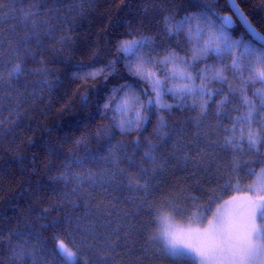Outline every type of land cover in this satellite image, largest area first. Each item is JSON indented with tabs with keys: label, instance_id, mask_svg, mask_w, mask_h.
Returning a JSON list of instances; mask_svg holds the SVG:
<instances>
[{
	"label": "snow or ice",
	"instance_id": "1",
	"mask_svg": "<svg viewBox=\"0 0 264 264\" xmlns=\"http://www.w3.org/2000/svg\"><path fill=\"white\" fill-rule=\"evenodd\" d=\"M99 10V0H66L64 9L50 10L56 27L47 29L51 54L63 55L65 75L76 85L59 112L71 111L78 101L100 121L87 142L94 138L103 145L99 195L110 206L101 204L97 212L103 220L93 219L95 186L78 199L87 202L85 215L110 238L100 237L98 249L85 246L93 253L86 264H141L144 259L187 264L181 253L158 248L147 224L143 232L130 225L109 186L135 185V193L147 196L154 180L183 175L185 183L208 186L204 213H211L227 190L239 187L242 174L255 177L256 190L264 191V0H120L119 23L101 29L84 52L77 47L81 23ZM30 55L37 59L35 52ZM22 63L21 57L18 73ZM50 71L40 58L30 73L40 77L33 94L36 88L52 91ZM146 206L147 200L139 205ZM132 215H138V207ZM65 219L81 222L70 215ZM137 235L144 246L133 239ZM53 239L71 264L73 253L55 233ZM254 239L258 246L231 264H264V231ZM13 258H18L15 252Z\"/></svg>",
	"mask_w": 264,
	"mask_h": 264
},
{
	"label": "trees",
	"instance_id": "2",
	"mask_svg": "<svg viewBox=\"0 0 264 264\" xmlns=\"http://www.w3.org/2000/svg\"><path fill=\"white\" fill-rule=\"evenodd\" d=\"M99 4L100 10L91 21L81 23L77 47L84 52L101 29H107L109 24L114 29L120 21L117 11L120 0H99ZM65 6L66 0H0V264H70L56 251L54 233L73 253L71 264H86L93 253H86L85 246L98 249L103 243L100 237L110 238V234L100 231L99 224L93 225V219L103 220L97 208L101 204L110 206V200H101L99 195L102 191L99 169L104 167L99 157L103 145L94 138L87 142L88 134H95L100 121L92 119L89 109L81 110L78 101L71 111L59 112L76 85L70 75H65L69 69L62 63L63 55L51 54L54 45L47 29L56 27V22L50 19V10ZM114 34V30L109 32V36ZM25 40L30 42L25 45ZM38 41L42 42L39 50ZM32 52L36 53L35 61ZM21 57L23 63L18 73L17 61ZM40 58L49 63L54 87L52 91L47 87L36 88L33 94L34 81L40 77L30 73ZM76 59H80L79 53ZM60 176L64 178L57 179ZM184 181L183 175L160 177L153 181L147 196L135 193V185L132 189L109 186V191L120 197L116 208L127 213L129 224L135 225L139 232L147 224L152 242L163 249L156 237L162 217H171L178 224L204 223L231 199L252 196L254 177L242 174L239 187L227 190L211 213L202 211L208 186L201 189L194 182ZM93 186L97 192L96 207L91 210L93 219H89L85 215L87 202L78 197L92 192ZM193 197L200 199L194 202ZM145 200L148 206L139 207ZM74 204L79 207L73 208ZM134 206L138 207L135 218ZM42 215L47 218L41 219ZM69 215L81 222L66 221ZM133 239L144 246L143 237L137 235ZM140 255L137 251V258ZM184 256L187 264H196L194 257ZM141 264L149 261L144 259ZM151 264L172 262L153 259Z\"/></svg>",
	"mask_w": 264,
	"mask_h": 264
},
{
	"label": "rangeland",
	"instance_id": "3",
	"mask_svg": "<svg viewBox=\"0 0 264 264\" xmlns=\"http://www.w3.org/2000/svg\"><path fill=\"white\" fill-rule=\"evenodd\" d=\"M255 179L252 196L231 199L204 223L178 224L162 217L156 234L162 248L189 254L196 264H231L250 253L258 246L254 234L264 231V191L256 190Z\"/></svg>",
	"mask_w": 264,
	"mask_h": 264
}]
</instances>
